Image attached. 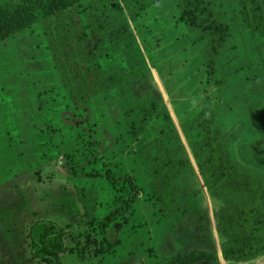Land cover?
<instances>
[{
	"label": "rangeland",
	"instance_id": "rangeland-1",
	"mask_svg": "<svg viewBox=\"0 0 264 264\" xmlns=\"http://www.w3.org/2000/svg\"><path fill=\"white\" fill-rule=\"evenodd\" d=\"M34 8L0 40V264H43L38 221L67 232L61 264H264L232 257L244 182L264 198V32L240 0Z\"/></svg>",
	"mask_w": 264,
	"mask_h": 264
},
{
	"label": "trees",
	"instance_id": "trees-1",
	"mask_svg": "<svg viewBox=\"0 0 264 264\" xmlns=\"http://www.w3.org/2000/svg\"><path fill=\"white\" fill-rule=\"evenodd\" d=\"M37 1L41 2L44 14L57 15L72 6L77 0H24L22 3L13 4L12 0L3 5H0V40L6 38L9 34L21 30L27 26L34 18L35 5ZM243 12L247 14L250 21L257 22L256 27L264 32V0H240ZM189 16L192 24L195 23L193 12L189 11ZM221 27V28H220ZM226 26L218 23L214 31H225ZM212 43V54L217 53V42H221L223 37L214 36ZM209 135V147L212 144V132L207 128ZM211 140V141H210ZM212 153L217 157L216 150L213 148ZM244 188L251 189V193L247 198L242 196L245 200L243 208L238 211L237 217L235 216V227L237 230L242 229V236L240 244L242 249L238 253L232 254V257L238 256L244 259L253 254H264V242L260 240L264 236V218L257 216V211L264 205L263 193L252 182L245 181ZM130 192H133L132 198L137 195L136 188L131 184ZM111 220V215L106 217V223ZM68 237L67 232L54 224L38 221L30 228V253L33 258L40 260L43 264H61L60 255L67 250L65 243ZM248 238L254 240L252 244L248 243ZM88 240L94 243H99L96 239L88 237ZM108 248L114 247L115 243L108 242ZM97 253H105L106 249L101 245L98 247ZM240 253V254H239ZM207 256L206 259L211 260L212 254L203 252ZM198 255L196 252L187 255H176L166 259L163 264H196Z\"/></svg>",
	"mask_w": 264,
	"mask_h": 264
}]
</instances>
